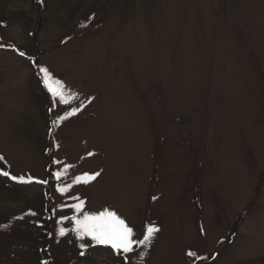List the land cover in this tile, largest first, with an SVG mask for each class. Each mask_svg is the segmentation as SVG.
I'll use <instances>...</instances> for the list:
<instances>
[{
    "label": "rangeland",
    "instance_id": "obj_1",
    "mask_svg": "<svg viewBox=\"0 0 264 264\" xmlns=\"http://www.w3.org/2000/svg\"><path fill=\"white\" fill-rule=\"evenodd\" d=\"M0 156V264H264V0H0ZM105 209L159 231L58 223Z\"/></svg>",
    "mask_w": 264,
    "mask_h": 264
},
{
    "label": "snow or ice",
    "instance_id": "obj_2",
    "mask_svg": "<svg viewBox=\"0 0 264 264\" xmlns=\"http://www.w3.org/2000/svg\"><path fill=\"white\" fill-rule=\"evenodd\" d=\"M42 3L43 0H40ZM20 55H24L23 52L20 53ZM40 72L44 74V84L48 88V91L52 94L53 102L55 103V98L59 97L61 102L67 103L66 94L64 91L63 83L62 81L58 79H53L51 73H49V70L47 68H40ZM79 111V108H72L71 111L65 112L64 116L57 117V120H64L68 116L76 113ZM57 121H54L55 124ZM91 155V153L89 154ZM3 157L0 156V161H3ZM53 163H59L58 161H53ZM69 166H65L64 173L67 172V168ZM0 175L4 176H10V173L8 171L3 170L0 168ZM52 175L59 179L62 175V172L56 171L52 173ZM100 173H94V174H84L81 176H76L73 178L72 183H79L81 181L87 183L91 180H94L96 176H99ZM12 180L19 181L22 183H30L33 182L34 178L29 176L25 178L24 176H11ZM38 183L47 184L48 181H36ZM71 188V183L67 184L66 186L61 187L60 185L56 186L57 191L60 193H65ZM74 199L78 200L79 203L71 205L73 209L77 213L81 212L83 208L84 201L80 200V198L73 197ZM61 209L64 207V205H60ZM29 215L36 216L37 213L35 211H29ZM22 218V217H21ZM71 219L75 223V228L72 229L78 238L84 239V238H90L92 242H95L96 244L101 245H110L113 249H115L118 253H130L134 250L135 246L139 245H147L151 242L152 237L156 232L159 231L157 227L154 225H148L146 228V234L143 235V238H134L135 233L134 229L129 226V224L122 219L120 216L117 215L115 211L110 210H103L99 213H88L84 212L82 217L78 216H72L71 218L67 216H62L60 220L58 221L59 224H63L65 220ZM68 229L65 227H59L58 229V235L59 236H65L68 233ZM90 245L81 244L80 247L82 249L88 247ZM83 254V253H82ZM189 256H196L195 252H189ZM46 264V262H45Z\"/></svg>",
    "mask_w": 264,
    "mask_h": 264
},
{
    "label": "trees",
    "instance_id": "obj_3",
    "mask_svg": "<svg viewBox=\"0 0 264 264\" xmlns=\"http://www.w3.org/2000/svg\"><path fill=\"white\" fill-rule=\"evenodd\" d=\"M1 163V162H0ZM3 169V168H2Z\"/></svg>",
    "mask_w": 264,
    "mask_h": 264
}]
</instances>
